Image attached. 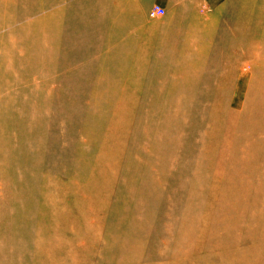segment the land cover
<instances>
[{
    "label": "bare ground",
    "instance_id": "obj_1",
    "mask_svg": "<svg viewBox=\"0 0 264 264\" xmlns=\"http://www.w3.org/2000/svg\"><path fill=\"white\" fill-rule=\"evenodd\" d=\"M248 1L249 6L252 3L254 7L255 0ZM101 10L104 17L106 12L103 8ZM192 18L187 19L185 44V50L193 51L196 60L192 76L188 73L180 76L177 72L173 79L174 76L170 75L172 70H168L170 77L161 91L169 96L160 106L213 105L216 110L206 112L176 108L149 110L146 113L140 109L134 110L133 106L138 108L155 103L154 99L142 102L141 96L135 100V95L144 93L149 81L153 80L151 76L155 71L150 69V64L157 57L142 54L143 58L137 60L138 55H134L130 59V68L126 69L120 67V63L126 60L117 54L116 47V52L111 54L115 57L116 67L109 73L115 76L109 78L108 83L104 65L94 68V61H90L87 71L95 75L92 78L95 85L88 93H91V100L86 102V96L80 100L87 104L98 103L100 97L109 95L107 97H116L109 99V104H123L125 101L117 98L115 90L119 80L125 81L132 86L133 103L130 102L128 108L133 110L134 118L137 116L133 127L136 122L138 128L147 122L146 139L137 145V154L133 159L127 160L129 146L125 144L121 159L114 162L108 155L111 149L106 144L113 139H92L101 126L97 123L102 119L101 115L104 118L110 110L108 114L104 111L93 112L94 126L81 127L82 133L88 132L92 138L78 140L76 171L70 179L44 175L32 190L25 185L24 190L30 194L27 196L33 197L34 203L24 204L16 221L37 219L34 205L41 204L44 207L40 219L50 222V225L36 227L15 222L12 229L32 227L34 232L28 230L23 234L0 237V250H8L10 242L13 248L28 250L30 242L17 243L10 239L19 237L35 240L34 248L41 253L38 264H264V214L259 212L251 219L254 216L251 210H239L257 206L259 198L264 196V99L259 102L256 98L264 91V11L259 14H250L249 11L245 17L234 21L240 31L233 34L231 47L223 45L219 48L222 54L227 53L225 57H229V60L225 61L220 72L218 64L215 66L218 73L214 79L209 78L211 70L206 67L210 60H214L213 48L221 40L215 29L216 24L199 20L198 17L194 22ZM111 23L116 24L115 21ZM22 33L20 40L10 36L6 40L11 44L0 46L5 56L0 60V105L11 110L18 103L21 106L20 115L29 114L24 134H30V129L34 128L44 138L47 126L57 125L67 112L66 108L58 105L61 92L56 93V98L53 97L56 92L54 84L58 82L55 76L58 59L55 56L59 55L60 47L48 42L56 36L50 30L37 33L26 29ZM110 34V38L114 36ZM168 37L170 40L171 34ZM34 40H42L43 43L41 46L31 45ZM90 56L94 57L95 54L90 53ZM248 66L253 74L251 88L255 97L251 96L252 110L244 114L232 113L223 107L226 104L225 98L222 99L223 91L238 73L250 74L246 71ZM38 68L40 82L34 80L29 87L15 88L14 85L20 84L25 74L33 76ZM126 72L128 78L119 75ZM213 81L215 94L212 99L210 88ZM3 89H11L6 99H2ZM179 89L183 91L181 96L171 95H177ZM238 90H242L241 85ZM25 92L33 93L35 97L24 100L22 93ZM156 92L151 91L150 97ZM206 115L210 116L212 129L200 135L203 141L199 143L200 153L190 157L188 155L193 153L194 146L187 139H191L198 126L207 125L206 120L204 123L200 121ZM0 134L3 135L1 131ZM109 134L106 133L105 137ZM41 140L39 144L43 143ZM71 142L75 143L73 140ZM1 144L4 143H0V155L4 154L6 148ZM214 152L218 153L215 160ZM163 165L167 168L165 173L159 169ZM35 167L38 168V162ZM127 169L133 172L129 174ZM224 171H227L230 182L223 176ZM200 175L207 178L213 176L214 180L206 187L201 183L195 184L194 180L191 182L192 178ZM101 186L106 189L103 194L106 200L102 201V197L90 193ZM163 187L169 188L168 196L161 195ZM174 188H179V193ZM202 191L201 196L205 199L195 204L193 197H200ZM221 192L233 195L230 201L234 208L224 213L225 218L221 212L215 215L220 201L229 200L227 193L219 199ZM162 198H166L167 211L183 207L182 216L176 225L171 220L165 224L167 229L176 227L175 233L159 235L150 241L149 235L156 228L149 222L152 215L150 202ZM182 200L184 205L179 203ZM194 206L197 207L196 212ZM103 212L107 216H99ZM69 235L77 238L68 241Z\"/></svg>",
    "mask_w": 264,
    "mask_h": 264
},
{
    "label": "rangeland",
    "instance_id": "obj_2",
    "mask_svg": "<svg viewBox=\"0 0 264 264\" xmlns=\"http://www.w3.org/2000/svg\"><path fill=\"white\" fill-rule=\"evenodd\" d=\"M21 1L0 0V46L11 44L9 40H6L10 36L20 40L23 36L22 31L26 29L37 33L43 30H50L54 35L56 34L55 39L48 40L50 45L60 47L59 55L55 56V59H58L55 72L58 82L54 84V90L56 92L53 97L56 98V93L61 92L59 98V101L60 99L61 101L58 105L61 106L60 108H66L65 111L67 112L61 116L57 125H50L48 123L49 125L46 128V134L43 135V138L34 128L30 129V134H24L29 114L23 113L20 115L21 106L18 103L13 105L11 110H6L0 105V131L3 133V135L0 134V143H4L3 145L6 146L4 154L0 155V237H6L13 233L23 234L28 230L31 233L34 232L32 227L30 229L27 227L24 229H12L15 222H20L18 220L16 221V219L21 211V207L30 202L31 204L34 203L33 197L31 199L30 196H27L30 194L24 190L25 185L29 190H32L36 182L39 183L41 177L44 175L65 180L70 179L76 171L75 163L76 152L79 147L78 140L92 138L90 133H82L81 127H85V125L94 126L95 119L92 116L93 112L104 111L105 114H108L107 111L110 110L109 114L104 117L105 120L103 115H101L102 119L97 122L101 126L92 139H113L109 142L107 141L106 144L111 149L108 155H110L111 160L114 162L121 159V152L125 144L129 146L127 160L130 158L133 159L136 156L135 154H137V145H139L142 139H146L147 127L145 125L147 122L139 126V128L137 127V116L135 115L134 118L133 110L128 108V106H131L130 102L133 103L132 91H130L132 86L126 84L125 81L119 80L120 83L117 86V90H115L117 92V98L123 99L125 103H114V105H111L108 102L113 97H107L109 95L100 97L98 103H86L91 100V93H88L93 90L92 87L95 85V80H92V78H95V75L87 71L90 61H94V68L104 65V69L107 72L106 82L108 83L109 78L115 76L109 73L114 66L116 67V63L114 62L115 57L111 55L114 51L116 52V47L117 54H121L122 59L126 60V62L120 63V67L126 69L130 68L132 64L130 59L134 55H138L137 60L141 59L142 54H151L157 57V60L150 64V69L155 71L154 75L151 76L153 80L149 81L146 86L147 88L144 89V93L135 95V100L141 96L142 102L147 103L148 100L151 101L154 99L155 103L154 105L144 104L138 108L133 106L134 110L140 109L143 110V113L149 110L162 111L176 108L206 112L216 110V107L213 105L175 106L171 104L166 107L160 106L164 104V101L169 96L166 92L161 91V88L170 77L167 74L169 73L168 70H172L170 75L174 76L172 77L174 79L177 72L180 76L186 73L191 74L195 66L196 60L193 51L185 50V44L187 42L186 31H188L186 27H188V23H185V21L184 24L181 23L184 17L169 14L167 17L152 18L149 12L152 8L149 5L150 0H48L51 3H47L49 6H44L43 0H30V5L33 6L31 9L29 0H25L26 9H30V12L24 14L20 13L22 10L18 9ZM101 8L106 12L104 17L100 15L102 13ZM129 11L130 14H127ZM249 11L250 14L253 12L254 14L263 12L264 0H256L255 7L251 3ZM125 12L131 21L130 23L124 22ZM97 13H99V16L96 15ZM113 16L117 19L116 24L110 21ZM91 17L93 18L91 19ZM239 31L240 29H233V25L226 22H223L219 30H217L221 40L213 48V50L215 49L214 55L212 56L214 60H210L209 65L206 67H209L211 70L209 78L214 79L216 72L218 73V70H215L217 64L220 72L225 61L227 62L229 60V57H225L227 53L222 54L219 48L223 45L231 47L233 34ZM110 33L114 35L111 38L109 37ZM169 34L172 36L170 40L168 37ZM33 42L31 45L41 46L43 43L42 40H34ZM89 52L91 55L95 54V56L91 57ZM4 57L3 52L0 50V60ZM246 71L250 72V74L238 73L229 81L227 88L223 91L224 95L222 99L225 98L226 101L223 107L232 113L244 114L252 110L250 101L251 96L254 94V90L251 88L253 86V74L250 66H248ZM119 75L125 78L129 76L127 72ZM26 79L28 80L23 82ZM23 80L20 84L14 85L16 89L29 87L34 80L40 82L39 68L35 69V75L33 76L25 74ZM239 85L242 86L240 92L238 90ZM88 87L90 88L87 90ZM159 88L160 90H158ZM147 90H156L158 92L153 97H150L151 91L148 92ZM214 90L213 81L210 88V97L212 99L215 94ZM10 92L11 89H3L2 99L9 97ZM181 92L183 91L179 89L177 95L174 93L171 95L178 97L182 95ZM82 96L83 98L84 96L87 98L85 103L80 100ZM22 97L26 100L34 98L35 95L25 92L22 93ZM114 98L116 99V97ZM256 98H258L259 102L263 101L264 91L260 92ZM238 101L239 104L237 103ZM209 117L206 115L204 118H201L200 121L204 123L206 120L207 125L198 126V129L195 130L191 139H187V142L194 146L193 153H190L188 156H197L200 153L199 143L203 141L199 137L206 131L212 129L209 123ZM134 119L136 120L135 127L138 129L133 127ZM106 133L110 134L105 137ZM39 139H42L41 141L43 143L39 144ZM71 140L75 141V143L71 142ZM220 143L222 144L223 141ZM217 155V152L213 153L214 160L217 159ZM160 158L164 157L160 156ZM37 162L38 168L36 169ZM159 169L163 173L167 170L166 165H163ZM170 171L172 172V170ZM127 172L131 174L133 171L127 169ZM136 173H139V171H136ZM223 176L230 182L227 171H224ZM193 180L195 184L201 183L206 187L207 184H210L211 180H214V177L210 176L207 178L200 175L192 178L191 182ZM168 189V187H163L161 195L164 196L166 194L168 196L170 193ZM175 190L179 193V188ZM105 191L106 189L101 186L92 190L90 193L96 197H102L100 199L102 201L106 200L103 195ZM114 193L115 188L112 190V194ZM202 193L203 191L200 193V197H193L195 204L205 199L201 196ZM226 193L229 195V200L226 202L220 201V204L215 208V215L217 216L221 212L223 218H225L224 213L230 212L234 208L233 203L230 201V198L233 196L231 193L221 192L218 198L221 199ZM166 198L150 202L152 215L149 218V222L156 227L149 235V238H151L150 241H153L159 235L167 236L169 233H175L177 231L176 227L167 229L165 224L168 220H171L176 225V222L182 216L183 207L167 211ZM179 203H183L184 205L185 202L182 200ZM34 206L37 208L38 218L27 219L20 223L36 227L50 225V222L40 219V213L44 205L38 204ZM196 209L197 207L194 206L193 210L195 212ZM239 210L243 212L245 210H251L250 213L254 215L253 217L250 216L251 219L259 212H263L264 214V196L259 198L257 206L253 205L250 209L240 208ZM99 216L105 217L107 214L103 212ZM107 224L109 226V223ZM242 229L245 230V228ZM74 238L77 237L69 235L67 240H73ZM10 239L15 240L17 243L28 241L31 247L23 251L22 249L13 248L10 242V248L8 250H0V264H38L41 253H38L34 248L35 240L21 239L19 237H11ZM55 245L57 247L61 246L59 244Z\"/></svg>",
    "mask_w": 264,
    "mask_h": 264
},
{
    "label": "crops",
    "instance_id": "obj_3",
    "mask_svg": "<svg viewBox=\"0 0 264 264\" xmlns=\"http://www.w3.org/2000/svg\"><path fill=\"white\" fill-rule=\"evenodd\" d=\"M43 1H44L43 3L44 6H46L48 0H43ZM150 1H151L149 4L150 6L153 7L154 5H159L161 8L165 9L166 15L164 17H167L169 14H171L172 16L176 15L178 17H184V19L181 20L182 21L181 23L183 24L184 21L185 23H187V19H189L190 17H193L192 19L194 22L198 17L199 20L202 19L203 21L212 23L213 25L216 24L215 27L216 30H219L223 22L233 25V29L235 28L240 29L238 25L234 23V21L237 20L239 17H245L243 15L249 12L248 0H150ZM28 2L30 5V0ZM32 7L33 6L30 5V9ZM18 9L22 10V12H20L22 14L30 12V9H26L25 0L21 1V3L18 6ZM96 15L99 16V13H97ZM124 17H125L124 22L130 21L127 15H124ZM216 17L218 18L217 20ZM110 21L111 22L115 21L117 23V19L115 18V16H113L112 20ZM214 21L217 22L213 23ZM244 23L245 22H243V26L246 25Z\"/></svg>",
    "mask_w": 264,
    "mask_h": 264
},
{
    "label": "built area",
    "instance_id": "obj_4",
    "mask_svg": "<svg viewBox=\"0 0 264 264\" xmlns=\"http://www.w3.org/2000/svg\"><path fill=\"white\" fill-rule=\"evenodd\" d=\"M166 15L165 9L161 8L159 5H154L150 11V16L152 18L163 17Z\"/></svg>",
    "mask_w": 264,
    "mask_h": 264
}]
</instances>
